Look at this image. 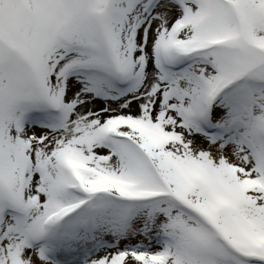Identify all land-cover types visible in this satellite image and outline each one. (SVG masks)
Returning a JSON list of instances; mask_svg holds the SVG:
<instances>
[{
	"label": "snow or ice",
	"instance_id": "snow-or-ice-1",
	"mask_svg": "<svg viewBox=\"0 0 264 264\" xmlns=\"http://www.w3.org/2000/svg\"><path fill=\"white\" fill-rule=\"evenodd\" d=\"M0 264H264V0H0Z\"/></svg>",
	"mask_w": 264,
	"mask_h": 264
}]
</instances>
